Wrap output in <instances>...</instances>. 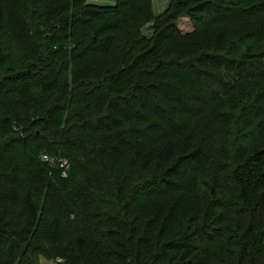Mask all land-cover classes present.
I'll return each mask as SVG.
<instances>
[{"label": "trees", "instance_id": "1", "mask_svg": "<svg viewBox=\"0 0 264 264\" xmlns=\"http://www.w3.org/2000/svg\"><path fill=\"white\" fill-rule=\"evenodd\" d=\"M1 1L0 264H264V0Z\"/></svg>", "mask_w": 264, "mask_h": 264}, {"label": "rangeland", "instance_id": "2", "mask_svg": "<svg viewBox=\"0 0 264 264\" xmlns=\"http://www.w3.org/2000/svg\"><path fill=\"white\" fill-rule=\"evenodd\" d=\"M172 0H151V9H152V13H153V16H158V17H160V16H162L168 9H169V7H170V4L172 3L171 2ZM89 2H91V3H95V4H100V5H112L113 3H114V0H89ZM1 4H2V1L0 2V6H1ZM10 14L12 15V13L10 12ZM243 18V17H242ZM246 21V18L245 19H234L233 20V18H229V20H228V22H229V24L230 25H232V26H236V24H240V25H237V27H242L243 25L241 24V22H245ZM251 21V20H250ZM154 22H155V20H152L151 21V23H149L145 28H144V33L147 35V36H151L152 34H153V31H154ZM249 24V23H248ZM254 25V24H253ZM252 24H249L247 27H248V29H250L249 31H251L252 29H255L256 31H255V33H258V32H260V28H258V26H253ZM178 26L180 27V29L183 31V32H185V33H188V32H192L193 31V29H194V27H193V23L191 22V20H190V18H186V17H183V18H181V20L179 21V23H178ZM1 39H3V38H1ZM12 47H13V45H12ZM15 47V46H14ZM15 49H16V51H15V53H14V55H15V60H11L10 61V63H11V65H12V63H15L14 61H16L17 59H18V56L20 57V50L17 48V47H15ZM7 52V51H6ZM10 59V58H9ZM29 60V59H28ZM28 60H25V62L26 61H28ZM24 62V63H25ZM10 63H8V62H6L5 61V67L6 68H8L10 71V75H12V74H14V73H16L18 70H16V68H14L13 67V65H12V68L13 69H11L10 68ZM73 68L71 67V70H72ZM182 84H184V85H187V83H183L182 82ZM11 87L12 88V81L11 82H9V84H8V87ZM9 87V88H10ZM8 93H10V91L9 92H7L6 94H8ZM12 94L13 93H10V95H9V97L10 96H12ZM190 101V100H189ZM190 103L191 104H193L194 106H193V108H197V106H198V104L197 103H194L193 101H190ZM191 107V106H190ZM8 108H7V106H5L4 105V102H1L0 101V111L3 113V114H5V115H7V110ZM38 110H39V108H38ZM251 112H252V110H250ZM250 111H248L247 113H246V115H245V113H244V118H239V124H240V127H238V130H237V128L235 129L237 132H236V135L237 136H235V138L237 139V141H238V138H239V136L241 137L242 135H244L245 136V134H247L249 131H252L255 127H254V124H252L251 125V123L250 122H252V120H251V117L249 116V114H250ZM35 112H37L38 114H39V112L40 111H36L33 107L32 108H29V113H30V115L32 116V115H34V113ZM172 113H174L173 111H172ZM182 113H185V112H182ZM188 116V115H187ZM251 120V121H250ZM222 140H223V138H221ZM216 142V141H215ZM214 146H216V144L214 145ZM214 148V147H213ZM215 155V154H214ZM131 158H126V159H124L123 160V163L126 165V166H128V163H129V160H130ZM122 163V162H121ZM122 165V164H121ZM85 172V171H84ZM208 172V171H207ZM220 173H222L221 171H219ZM224 172H230V169L228 170V169H226ZM223 172V173H224ZM81 174H83V173H81ZM85 174V173H84ZM201 179H202V177H201ZM221 211V210H220ZM219 211V212H220ZM225 224V223H224ZM55 254H57V253H55ZM54 254V255H55ZM53 255H50L49 256V258H45V257H43V256H40V262H42L43 264H52L53 263V261H54V257H52Z\"/></svg>", "mask_w": 264, "mask_h": 264}, {"label": "built area", "instance_id": "3", "mask_svg": "<svg viewBox=\"0 0 264 264\" xmlns=\"http://www.w3.org/2000/svg\"><path fill=\"white\" fill-rule=\"evenodd\" d=\"M63 260L64 259L62 257H56L52 264H60L61 262H63Z\"/></svg>", "mask_w": 264, "mask_h": 264}]
</instances>
